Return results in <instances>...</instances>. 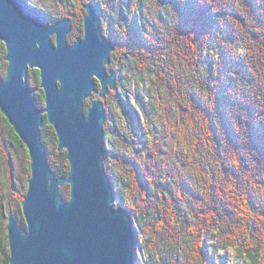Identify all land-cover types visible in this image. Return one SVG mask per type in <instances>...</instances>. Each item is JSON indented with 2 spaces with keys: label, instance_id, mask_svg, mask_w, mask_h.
Instances as JSON below:
<instances>
[{
  "label": "trees",
  "instance_id": "16d2710c",
  "mask_svg": "<svg viewBox=\"0 0 264 264\" xmlns=\"http://www.w3.org/2000/svg\"><path fill=\"white\" fill-rule=\"evenodd\" d=\"M29 1L40 5L52 23L65 17L59 16L57 7L45 8L42 0ZM157 1L160 5L165 2L176 5L181 19L173 23H181L180 29L188 34L178 35L174 42L167 33L161 35L156 30L150 37L144 36L141 29L133 34L139 38L143 51L152 53L163 48L159 43L160 46L155 47L156 39L160 38L161 43L165 39L168 47H175L178 51L198 46L201 52L197 61L190 54L189 65L194 76L190 78L189 92L180 94L173 106L180 113V122L170 120L169 131L162 138L153 130L150 134L154 139L152 145L147 139L138 155L144 161L151 160L152 154L164 155L168 164L166 172L158 171L157 168L163 166L153 164L155 171L152 174V166L149 167L148 181L143 167L130 159L133 179L128 183L122 180L121 186L127 187L124 195L116 187L118 181L108 170L109 160L106 158L107 172L118 190L116 195L120 197L118 205L131 212L143 208L141 217L138 216L139 227H144L141 219L145 220L146 234L152 238L150 245L157 249L159 243L162 244L164 250L159 256L166 260L164 264H218L216 252L224 260L221 251L232 246L242 251L244 260L241 264H261L264 258V0ZM77 9L81 12V5ZM162 16V22L169 27L173 18ZM73 28L71 38L75 41V35H80L76 32L78 27ZM111 33L105 35L114 40L118 48L113 53L112 69L119 64L116 60L121 45L120 39H114L119 36L118 32L113 30ZM223 39L246 41L247 58L242 60L237 53H231ZM211 46L214 53L217 52L216 58H207L203 63L204 50ZM5 56V45L0 42L2 77L6 76ZM158 61L164 64L162 60ZM200 61L205 67L201 78L198 76ZM38 75L39 71L30 70V79L37 85L40 81ZM173 89L177 97L178 86ZM182 100L189 101L188 108ZM36 101L42 106L45 98H36ZM2 116L0 111V118ZM145 116L147 121L148 115ZM5 121L10 127L11 143L19 150L24 149L26 146L6 118ZM47 123L45 118L44 126H48ZM47 131L54 135L53 146L48 151L50 164L58 178L67 176V155L57 150L54 129L48 126ZM122 158L125 161V156ZM27 160L25 169L29 172L24 180L25 194L31 177L29 154ZM15 188L20 190L19 186ZM63 195L69 200L68 186L63 189ZM1 210L2 204L0 216ZM12 215L26 228L22 212L10 211ZM9 217L4 219L9 221ZM210 237L214 241L218 237V241L211 243ZM204 239L210 243L203 245ZM9 258L10 250L0 242V264H10ZM152 258L153 255L149 254V259Z\"/></svg>",
  "mask_w": 264,
  "mask_h": 264
},
{
  "label": "water",
  "instance_id": "95a60500",
  "mask_svg": "<svg viewBox=\"0 0 264 264\" xmlns=\"http://www.w3.org/2000/svg\"><path fill=\"white\" fill-rule=\"evenodd\" d=\"M83 10V36L71 44V17L50 24L29 0H0V42L8 64L6 76L0 75V111L31 162L22 202L26 228L13 215L7 225L10 264H137L140 233L130 211L114 206L116 190L105 167L103 99L117 86V72L107 69L116 43L103 33L100 7L89 2ZM34 69L45 97L42 108L29 79ZM95 91L86 113L85 101ZM45 118L57 150L67 155V176L58 178L50 164Z\"/></svg>",
  "mask_w": 264,
  "mask_h": 264
},
{
  "label": "rangeland",
  "instance_id": "374dc122",
  "mask_svg": "<svg viewBox=\"0 0 264 264\" xmlns=\"http://www.w3.org/2000/svg\"><path fill=\"white\" fill-rule=\"evenodd\" d=\"M59 1L61 0H42L41 4L45 8L50 9L52 6L57 7V10L60 12L59 16H69L72 20L74 19L73 27L77 26L78 29L76 32H78V35L83 36V9L84 5L90 1L63 0L64 2L62 3H59ZM209 1L211 0H206V2ZM91 2L96 3L101 9L100 17L103 33L106 35L112 34L111 31L114 30L115 33L118 32L119 34V36H114V39H120L119 43L121 46H119V54L116 60L119 64L118 66H112V69L117 72V86L115 89H110V93L103 99V102L107 116L104 127L108 150L106 158L108 157L109 160L108 170L111 171L112 175L115 176L118 181L117 183L115 182L116 187L125 195L127 187L121 186V183H123L122 180L128 183L133 179V164L128 162L130 159L143 167V174L148 181L150 166H152V174L155 171L157 163L163 166L162 169L158 166V171L166 172L168 164L164 155L162 156L159 154L157 157L155 154H152L151 160L149 159L147 161L142 160L138 155L145 143L149 141L150 145H152L151 143L154 139L153 137L151 138L150 134L153 130H156L158 136L162 138V136L169 131L168 128H170L169 125L171 124L170 120L175 119L177 123L178 121L180 122V113L177 108L174 109L173 106H175L176 100L180 98V94L182 96V94L189 92L188 87L190 78L194 76L192 73L194 71L189 65V57L191 54L193 60L197 61L201 52V47L196 46L195 48H190L188 46L186 51H184L185 49L183 50L184 52L180 49L178 51L175 47H168L165 39L161 43L160 38L158 40L156 39V42H158L155 44V47L160 46L158 45L159 43L163 48L155 50L152 53L148 50L143 51L144 49L139 45V38L133 33L139 30L141 31V29L142 32L145 33L144 36L148 35L150 37L153 36L152 33H156V30L160 31L161 35L167 33L174 42L178 35L182 36L184 33L188 34L180 29L181 27L179 25L181 23H179V25L173 23L174 21L178 22L181 16H179L176 5L172 2H165V4L162 5H160L157 0H92ZM80 5L82 7L81 12H79L80 9H77ZM34 6L41 8L40 5ZM210 12H212V10ZM162 15H165L167 19L170 17L173 18L169 27L166 23L162 22L164 19ZM49 23L53 24L52 20L49 19ZM73 29L74 28H72V32L68 36V41L71 44L74 42L71 38L74 36ZM187 29L186 27V30ZM207 37L208 35L205 36V38ZM76 38L75 35V39ZM223 43L230 47L231 53H237V55L241 56L243 58H241L242 60H244L245 57L247 58V47L244 46V44L247 45L246 41L229 40ZM146 47L150 48V45H146ZM223 47L225 48L226 46L224 45ZM116 51H118V48H116ZM216 53L217 52L214 53L212 46L209 50H204L203 63H205L207 58H216ZM209 54L211 55L210 57ZM158 60H162L164 64ZM111 62L107 66L108 70L111 69ZM200 62L202 63V61ZM203 63L199 67L201 73L198 76L200 78L205 73ZM34 70L39 71L38 69ZM38 76L40 80V75ZM30 83L32 87L36 89L34 94L35 98H43L44 93L40 87V81L37 85L30 79ZM240 84H243V82H240ZM177 86L179 93L176 97L175 94L177 93L174 91L173 87ZM99 89L100 85L98 84L96 90L98 91ZM97 91L93 92L92 97L85 101L84 111L86 113ZM185 97L187 98V95ZM182 101L184 106L188 108L189 101ZM38 106L40 108L44 107L45 101L42 106L40 104H38ZM145 114L148 115L147 121ZM166 121L168 122L166 123ZM6 124L8 123L5 121V116L3 115L0 118V204H2V215L0 216V242L4 248L9 249L8 231L6 228L8 219L4 218L10 216V211L16 213L22 212V200L25 194L24 180L28 178L27 172L29 171L25 169L28 167L27 148L25 147L19 150L16 145H13V142L11 143L10 127ZM47 124L52 127L49 123ZM166 125L168 127H166ZM48 126L45 125L42 127V137L49 151L53 146L54 135L48 133ZM147 139L149 140L147 141ZM124 156L125 161H123L124 158H122ZM153 164H155V166H153ZM150 183L152 185V182ZM16 186H19L20 190H17V188H15ZM66 187L67 186H65L64 189ZM117 188H115L116 191H118ZM119 198L120 197L116 195L117 201L114 204L115 207H117L120 202ZM129 206L131 205L129 204ZM142 210L143 208L137 211L133 210V212L130 211L135 226L140 233L137 264H164L166 260L159 256L161 254L160 251L164 250L162 244L159 243L157 249L150 245V240L152 238L151 235L148 236V234H146L145 220L141 219L144 227H139L138 216L141 217ZM162 241H164V239ZM208 241V239H204L202 244L207 245L206 242ZM210 241L211 243H216L218 237L215 238V241L214 238L210 237ZM149 254L153 255L152 259H149ZM215 255H217L215 261L218 264H235V262L241 264L244 260L242 251L235 246L224 248L221 251L224 260L219 258L220 254H218V252H216ZM260 263L264 264V258Z\"/></svg>",
  "mask_w": 264,
  "mask_h": 264
},
{
  "label": "bare ground",
  "instance_id": "6f19581e",
  "mask_svg": "<svg viewBox=\"0 0 264 264\" xmlns=\"http://www.w3.org/2000/svg\"><path fill=\"white\" fill-rule=\"evenodd\" d=\"M234 39V38H233ZM154 47V46H153ZM151 52V51H150ZM185 80V79H184ZM185 83V82H184Z\"/></svg>",
  "mask_w": 264,
  "mask_h": 264
}]
</instances>
